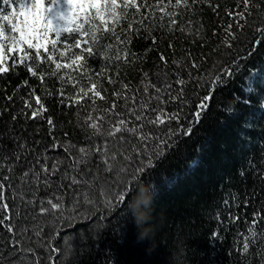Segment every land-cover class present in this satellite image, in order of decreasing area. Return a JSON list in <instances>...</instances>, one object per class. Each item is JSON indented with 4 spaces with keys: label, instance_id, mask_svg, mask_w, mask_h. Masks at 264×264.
Wrapping results in <instances>:
<instances>
[{
    "label": "snow or ice",
    "instance_id": "6c2138e0",
    "mask_svg": "<svg viewBox=\"0 0 264 264\" xmlns=\"http://www.w3.org/2000/svg\"><path fill=\"white\" fill-rule=\"evenodd\" d=\"M2 3L8 6V11H0V78L10 70L15 72L17 66H23L30 77L36 78L41 85L45 84L46 76L56 78L57 84L67 77L68 83L76 90L68 95L62 87L57 88L55 94L58 103L65 108L83 107V101L87 98L92 107L79 125L85 132V139L91 143L77 146L67 138V133L65 140L61 141L58 137H51L56 127L54 120L51 116H44L48 108L40 95H36V88L30 87L28 96L38 107H33L29 99H25L24 108L31 109V114H21L32 120L38 117L46 120L52 143L35 152L26 142L19 141L18 149L13 150L11 156L0 153V229L8 233L10 249L0 252V264H66L72 255L71 243L65 241L66 248L62 250L54 242L60 238L63 228L85 215L100 209L113 210L123 204L134 183L154 168L156 162L174 146L173 138L178 134L192 135L194 127L207 112L216 89L227 82L226 78L234 75L239 60L246 57L239 56L227 64L217 58L202 73L210 54L194 59L191 52H187L186 63L176 59L172 61L178 69L173 73L174 80L165 79L157 83L146 72L142 74L147 82L139 103L136 94L140 89L128 96L126 91L129 85L121 81L125 91H113L114 99L110 107L98 108L97 99L106 100L102 81L113 84L115 80L113 75H105L99 69L89 73V58L104 59L105 68L109 67L108 60L118 62L116 66L129 65L145 58L143 53L137 54L131 47L134 38L151 40L152 44L144 49V53H147L158 44V37L153 34L157 31L165 34L160 39L166 38L167 34H173L175 38L177 32L194 33L200 37L203 25L199 18L196 21L191 19L195 6L206 4L218 14L219 4H214L212 0H2ZM180 9L189 14L183 24L176 18H183L185 14ZM262 10L264 4H257L256 0H237L236 6L225 12L229 23L223 29L222 46L233 48V41L237 39V33L232 31L233 23L237 31H243L249 18L261 15ZM253 31L258 35L248 56L264 39V25L254 27ZM168 48L173 49L171 40ZM109 50H113L111 56L108 55ZM214 51L218 52L219 48ZM158 56L167 67L168 58L164 53L158 52ZM182 72H186V76ZM97 75L100 79L94 80L93 77ZM115 75L119 76V73ZM84 77L89 84L77 88ZM189 82H192L197 102L192 119L185 127L179 122L183 118V106L190 103L185 95ZM23 83L29 87L27 80ZM195 89H204L205 94L201 96ZM45 91L48 89L45 88ZM5 99L11 100L12 96L7 95ZM117 100H123L120 107L124 111H115ZM153 100L156 101L155 106L151 104ZM177 101L179 107L168 112L164 105ZM243 102L250 103L249 100ZM130 103L133 107L129 106ZM93 112L97 114L94 116ZM113 116L116 118L113 119ZM172 121L177 123L176 128L172 127ZM57 149L63 150L71 159L69 167L78 173L77 176H69L66 171L61 173V160L48 163L52 157L47 153ZM30 152L33 154L31 166L17 175L15 166L26 159ZM93 156L97 157L96 173L105 174L106 183L97 174L85 178L80 173V166L90 165ZM57 175L61 180L67 178L68 184L60 183L59 190L37 199L36 194L41 186L51 188V178ZM14 180L19 182L15 186ZM65 188L70 195H65ZM27 191L33 193L30 198L25 196ZM17 201L31 207L32 212L22 213L21 204ZM224 204L228 206L229 200H224ZM244 204L247 207L250 201L245 200ZM22 216L24 219L30 218L32 222L18 225L16 221ZM240 219V215L234 214L228 217V222L234 224ZM244 222L246 231L238 233L240 239L236 241L235 249L240 256L248 255L251 248L264 242V205L247 214ZM220 223L224 221L220 220ZM38 249L46 250V256L40 255ZM259 255L264 258V252ZM13 256L16 258L13 259Z\"/></svg>",
    "mask_w": 264,
    "mask_h": 264
},
{
    "label": "trees",
    "instance_id": "16d2710c",
    "mask_svg": "<svg viewBox=\"0 0 264 264\" xmlns=\"http://www.w3.org/2000/svg\"><path fill=\"white\" fill-rule=\"evenodd\" d=\"M212 2L219 4L218 14L206 4L196 5L191 14L193 21L199 18L200 24L203 25L200 37H196L194 33L177 32L174 34L175 38L173 34H167L166 38L160 39L165 34L157 31L153 34L157 35L158 44L152 46V50L147 53H144V49L152 44L151 40L133 39L131 47L137 54L143 53L145 57L134 64L116 66L118 62L108 60L109 67L105 68L104 59L97 57L87 60L91 65L87 69L89 73L99 69L101 73L114 77L113 84L102 81L106 100L97 99L98 108H107L114 99L113 91H125L121 81L129 85V90L126 91L128 96L140 89L136 94L139 103L144 95V84L147 82L143 79V73L146 72L150 79L157 83L165 79L174 80L173 73L178 69L172 61L176 59L186 63L187 52H191L194 59L210 54L207 63L203 65L202 73L203 69H207L217 58L227 64L239 56L246 57L239 60V67L234 71V75L226 78L227 82L216 89L207 112L194 127L192 135L178 134L174 137V146L156 162L154 168L134 183L123 204L117 205L113 210L100 209L63 228L60 238L54 242L62 250L66 248L65 241L71 243L72 255L66 264H264V258L259 255L264 252V242L251 248L246 256H240L235 250L236 241L240 239L238 233L246 231L244 217L264 205V39H261V43L252 51L251 56H248V51L252 49L258 35L253 28L264 25V10L261 15L249 18V23L243 31H237L233 23L232 31L237 33V39L233 41L232 49H226L221 44L223 29L229 23L225 12L235 7L237 0ZM256 3L264 4V0H256ZM0 11H8V6L3 5L2 0ZM179 11L185 12L183 9ZM255 11L253 9L254 13ZM176 18L183 24L189 14L185 12L183 18ZM253 20L256 21L255 24L252 23ZM213 32L216 34L213 35ZM169 40L173 43V49L168 48ZM216 48H219L218 52L214 51ZM113 50L108 51L109 56ZM158 52H163L168 58L167 67L160 62ZM9 67L11 68V62ZM117 72L119 76L115 75ZM181 74L186 76V72ZM93 79L100 77L97 75ZM25 80L29 87H25ZM88 84L89 80L84 77L76 87ZM30 87L36 88V95H40L48 108L44 116H51L54 120L56 127L51 137H58L63 141L67 133V138L77 146L91 143L85 139V132L79 126L91 110L90 101L86 98L83 107L77 105L71 108H65L58 103L55 94L57 88L62 87L68 95L76 90L68 83L67 77L57 84L56 78L46 76L45 84L41 85L36 78L30 77L23 66H17L15 72L10 70L0 78V153L11 156L13 150L18 149L19 141L26 142L35 152L52 143L46 120L39 117L32 120L21 114H31V109L24 108L25 99H29L33 107H38L28 96ZM45 88L48 89L47 92ZM195 91L201 96L205 94L204 89ZM49 92L52 94L49 95ZM7 95H11L12 99H5ZM185 95L190 103L183 106V118L179 123L187 127L197 102L192 82H189ZM245 100L250 103H244ZM121 104L123 100H117L116 112L124 111L120 107ZM151 104L155 106L156 101H151ZM129 106L133 107L131 103ZM164 106L168 112H172L179 107V102ZM96 114L93 112L94 116ZM115 118L113 116V119ZM171 124L173 128L178 126L175 121ZM47 155L52 157L48 161L49 164L57 159L63 161L61 173L66 171L69 176L78 175L69 167L72 161L63 150H50ZM96 161L97 157L93 156L90 165L80 166V173L85 178L97 174ZM32 162L33 154L30 152L26 159L15 166V173H22ZM89 168L91 171H88ZM97 175L106 183L105 174ZM51 179L52 187L41 186L36 194L37 199L59 190L60 183L68 184V179L61 180L59 175ZM17 183L19 182L13 181L14 186ZM139 183L151 184L155 188L151 206L146 210L148 219L142 225L144 229L149 230L148 238L143 242L138 240L140 229L127 212V202L132 198V192ZM64 192L66 196L70 195L66 188ZM32 195L30 191L25 192L26 198ZM226 199L229 200L228 206L224 204ZM245 200L250 201L247 207ZM9 202L12 203L11 200ZM17 203L21 204L22 213L32 212L31 207H25L20 201ZM234 214L241 216L240 221L229 223L228 217ZM220 220L224 223L221 224ZM31 222L30 218L24 219L23 216L16 221L18 225ZM216 233L219 235H215ZM8 239V233L0 229V252L10 251ZM38 252L46 256V250L38 249Z\"/></svg>",
    "mask_w": 264,
    "mask_h": 264
},
{
    "label": "clouds",
    "instance_id": "9594fccd",
    "mask_svg": "<svg viewBox=\"0 0 264 264\" xmlns=\"http://www.w3.org/2000/svg\"><path fill=\"white\" fill-rule=\"evenodd\" d=\"M155 195L154 185L139 183L132 192V198L127 202V212L135 220L136 226L140 229L138 240L143 242L148 238L149 230L144 229L142 225L148 219L147 209L150 208ZM151 252V249H149Z\"/></svg>",
    "mask_w": 264,
    "mask_h": 264
}]
</instances>
